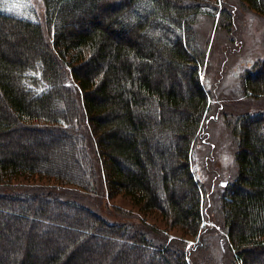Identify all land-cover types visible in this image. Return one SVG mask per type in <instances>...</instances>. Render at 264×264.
Returning <instances> with one entry per match:
<instances>
[{"label": "trees", "instance_id": "obj_1", "mask_svg": "<svg viewBox=\"0 0 264 264\" xmlns=\"http://www.w3.org/2000/svg\"><path fill=\"white\" fill-rule=\"evenodd\" d=\"M213 1L42 0L44 24L0 7V264H190L59 192L93 193L99 170L109 195L167 230L202 231L191 152L209 93L195 25ZM239 1L264 15V0ZM242 91L264 95V59ZM232 132L238 170L220 210L234 261L253 264L264 257V112ZM19 179L52 189L12 188Z\"/></svg>", "mask_w": 264, "mask_h": 264}, {"label": "rangeland", "instance_id": "obj_2", "mask_svg": "<svg viewBox=\"0 0 264 264\" xmlns=\"http://www.w3.org/2000/svg\"><path fill=\"white\" fill-rule=\"evenodd\" d=\"M0 7L44 24L42 0H0ZM206 11L195 25V34L206 53L201 77L209 93V104L191 152L193 174L205 189L202 231L192 236L178 226L167 230L157 212L140 211L122 194L109 195L99 170H95L93 193L72 186L59 193L81 201L110 221L124 222L132 230L143 231L154 244L185 252L190 264H237L220 206L223 192L238 170L232 123L243 114L264 112V95L252 96L242 91L244 72L264 59V15L239 0H214ZM89 141L88 148L92 145ZM50 183L19 179L11 187L52 189ZM253 264H264V257Z\"/></svg>", "mask_w": 264, "mask_h": 264}]
</instances>
